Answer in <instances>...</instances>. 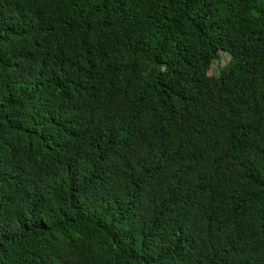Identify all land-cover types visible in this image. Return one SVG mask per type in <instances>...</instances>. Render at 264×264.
I'll return each instance as SVG.
<instances>
[{
    "label": "trees",
    "instance_id": "1",
    "mask_svg": "<svg viewBox=\"0 0 264 264\" xmlns=\"http://www.w3.org/2000/svg\"><path fill=\"white\" fill-rule=\"evenodd\" d=\"M0 264H264V0H0Z\"/></svg>",
    "mask_w": 264,
    "mask_h": 264
},
{
    "label": "rangeland",
    "instance_id": "2",
    "mask_svg": "<svg viewBox=\"0 0 264 264\" xmlns=\"http://www.w3.org/2000/svg\"><path fill=\"white\" fill-rule=\"evenodd\" d=\"M227 62H228V58L226 56L221 55V60L219 62V66L223 67L227 64ZM218 70H219V68H218L217 64L216 63L213 64L211 73L216 74Z\"/></svg>",
    "mask_w": 264,
    "mask_h": 264
}]
</instances>
